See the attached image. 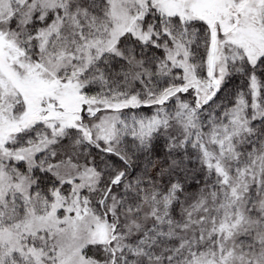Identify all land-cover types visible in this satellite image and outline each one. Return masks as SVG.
<instances>
[{"label":"snow or ice","instance_id":"snow-or-ice-1","mask_svg":"<svg viewBox=\"0 0 264 264\" xmlns=\"http://www.w3.org/2000/svg\"><path fill=\"white\" fill-rule=\"evenodd\" d=\"M0 264H264V0H0Z\"/></svg>","mask_w":264,"mask_h":264}]
</instances>
